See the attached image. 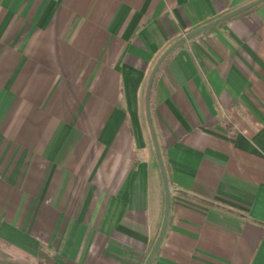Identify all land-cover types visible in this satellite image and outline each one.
Wrapping results in <instances>:
<instances>
[{"label":"crops","instance_id":"obj_1","mask_svg":"<svg viewBox=\"0 0 264 264\" xmlns=\"http://www.w3.org/2000/svg\"><path fill=\"white\" fill-rule=\"evenodd\" d=\"M252 1L0 0V264L144 263L151 71ZM149 114L150 264H264V0L169 51Z\"/></svg>","mask_w":264,"mask_h":264},{"label":"water","instance_id":"obj_2","mask_svg":"<svg viewBox=\"0 0 264 264\" xmlns=\"http://www.w3.org/2000/svg\"><path fill=\"white\" fill-rule=\"evenodd\" d=\"M263 0H253L252 2H249L199 28H196L195 30H192L188 33H186L185 35H183L182 37H180L179 39H177L176 41H174L161 55L160 57L158 58L156 64L154 65L152 71H151V74L149 76V79H148V83H147V89H146V112H147V119H148V124H149V127H150V131H151V135H152V139H153V142H154V146H155V149H156V154H157V159H158V164H159V167H160V170H161V174H162V177H163V182H164V193H165V203H164V213H163V219H162V224H161V227H160V230H159V233L157 235V238L148 254V256L146 257L145 261L143 264H150L151 260H152V257L162 239V236L164 234V231H165V227H166V223H167V218H168V210H169V188H168V183H167V179H166V176H165V173H164V168H163V164H162V160H161V156H160V152H159V149H158V146H157V142H156V138H155V135H154V131L152 129V124H151V120H150V114H149V92H150V86H151V83H152V80H153V77H154V74L156 72V70L158 69L159 67V64L161 63V61L163 60V58L166 56V54L171 51L177 44H179L182 40H184L185 38H188V37H191L197 33H200L202 31H204L205 29L223 21V20H226L236 14H239L247 9H249L250 7L256 5L257 3L261 2Z\"/></svg>","mask_w":264,"mask_h":264},{"label":"rangeland","instance_id":"obj_3","mask_svg":"<svg viewBox=\"0 0 264 264\" xmlns=\"http://www.w3.org/2000/svg\"><path fill=\"white\" fill-rule=\"evenodd\" d=\"M162 179H163V177H162ZM163 184H164V182H163ZM5 260H6V259L2 258V260H1L2 263H3ZM29 264H33V263H32V262H31V263L29 262Z\"/></svg>","mask_w":264,"mask_h":264},{"label":"trees","instance_id":"obj_4","mask_svg":"<svg viewBox=\"0 0 264 264\" xmlns=\"http://www.w3.org/2000/svg\"><path fill=\"white\" fill-rule=\"evenodd\" d=\"M258 4V3H257ZM254 7V6H253ZM41 253V252H40Z\"/></svg>","mask_w":264,"mask_h":264}]
</instances>
